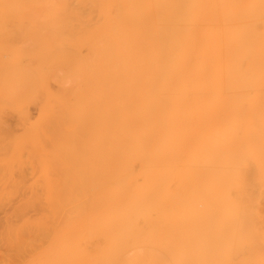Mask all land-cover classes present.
Returning a JSON list of instances; mask_svg holds the SVG:
<instances>
[{
  "label": "bare ground",
  "instance_id": "obj_1",
  "mask_svg": "<svg viewBox=\"0 0 264 264\" xmlns=\"http://www.w3.org/2000/svg\"><path fill=\"white\" fill-rule=\"evenodd\" d=\"M59 1L0 47L69 60V114L0 134V264H264V0Z\"/></svg>",
  "mask_w": 264,
  "mask_h": 264
},
{
  "label": "rangeland",
  "instance_id": "obj_2",
  "mask_svg": "<svg viewBox=\"0 0 264 264\" xmlns=\"http://www.w3.org/2000/svg\"><path fill=\"white\" fill-rule=\"evenodd\" d=\"M51 2L58 4L60 1L10 0L0 3V47L3 51L11 53L22 49L31 57L41 53L43 44L35 27L45 25L42 33L47 32L49 36L52 19L47 13L53 5ZM28 60L16 62L0 74V99L8 103L0 100V134L4 135L3 138L14 140L45 122L48 116L44 111L57 96L63 98L69 114V60L52 52L45 59L46 75ZM26 168L29 182L32 168L30 165ZM146 255L149 260V253Z\"/></svg>",
  "mask_w": 264,
  "mask_h": 264
}]
</instances>
